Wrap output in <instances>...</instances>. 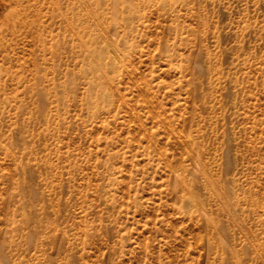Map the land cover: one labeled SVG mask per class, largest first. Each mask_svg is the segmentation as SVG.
<instances>
[{
    "label": "rangeland",
    "instance_id": "rangeland-1",
    "mask_svg": "<svg viewBox=\"0 0 264 264\" xmlns=\"http://www.w3.org/2000/svg\"><path fill=\"white\" fill-rule=\"evenodd\" d=\"M0 264H264V0H0Z\"/></svg>",
    "mask_w": 264,
    "mask_h": 264
},
{
    "label": "bare ground",
    "instance_id": "bare-ground-1",
    "mask_svg": "<svg viewBox=\"0 0 264 264\" xmlns=\"http://www.w3.org/2000/svg\"><path fill=\"white\" fill-rule=\"evenodd\" d=\"M123 5H125L124 3H123ZM86 15L89 17V18H96V15H95V13H94V11L92 10V9H88L87 8V11H86ZM96 20H98L99 21V19H96ZM97 21V22H98ZM97 25H99L98 23H97ZM80 48L82 49V50H84L85 51V53H86V57H87V59H88V61L89 62H94L95 63V61L97 60V56H98V53L96 52V51H94V49H92L86 42H83L82 43V41H81V46H80ZM114 50V49H113ZM99 65H100V62H99ZM101 72V70H100V68L97 70V72H96V74H95V85H96V87H99V84H105L106 82H107V78L108 77H106V76H104L102 73H100ZM94 85V86H95ZM109 96H108V94L107 93H104L102 96H100V95H95V98L96 99H99V100H103V101H107V100H109V98H108ZM95 99V100H96Z\"/></svg>",
    "mask_w": 264,
    "mask_h": 264
}]
</instances>
